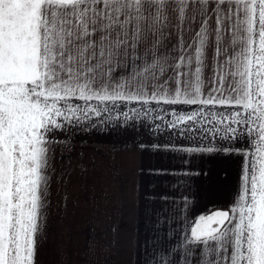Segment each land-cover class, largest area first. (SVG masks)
Masks as SVG:
<instances>
[{
  "label": "snow or ice",
  "instance_id": "1",
  "mask_svg": "<svg viewBox=\"0 0 264 264\" xmlns=\"http://www.w3.org/2000/svg\"><path fill=\"white\" fill-rule=\"evenodd\" d=\"M97 128H143L187 165L150 169L172 179L127 264H264V0H0V264H41L49 153ZM212 153L238 179L196 214L191 162Z\"/></svg>",
  "mask_w": 264,
  "mask_h": 264
},
{
  "label": "crops",
  "instance_id": "2",
  "mask_svg": "<svg viewBox=\"0 0 264 264\" xmlns=\"http://www.w3.org/2000/svg\"><path fill=\"white\" fill-rule=\"evenodd\" d=\"M126 65L128 61L124 59L113 64L117 79L121 73H131L132 68ZM58 135L61 138L64 136L63 133ZM154 139L143 128L139 131L131 128H97L75 134L72 142L67 145L58 144L49 153L50 164L55 167L50 205L53 203L54 206H63L68 202L74 204L78 200L81 208L73 211L86 212L90 206L88 212L94 211L111 217L120 212V206L131 209L127 210L131 214L134 210L138 212L142 209V219L138 220L143 223L145 237L149 230L145 209L150 206L145 197L149 193L167 190L165 184L172 179L150 169L187 167L171 154L156 152L147 146ZM137 141L146 146L140 148ZM238 166L236 158L222 153L203 154L193 158L191 167L198 169L200 173L192 181V195L195 199L193 213L198 214L209 205L223 204L229 199L238 179ZM61 174H64L63 180ZM110 219L115 222L118 220L117 217ZM102 247H96L94 253L87 252L82 247H71L73 264H102L105 259L108 264H120V247L114 246L108 256L102 254ZM60 252L61 247H40L39 254L43 256H38V259L41 264H60Z\"/></svg>",
  "mask_w": 264,
  "mask_h": 264
},
{
  "label": "rangeland",
  "instance_id": "3",
  "mask_svg": "<svg viewBox=\"0 0 264 264\" xmlns=\"http://www.w3.org/2000/svg\"><path fill=\"white\" fill-rule=\"evenodd\" d=\"M78 202V200L74 204L68 202L63 206H54L52 203L48 207L40 247H62L66 243L70 247L86 248L89 245L99 247L106 244L115 235L118 237V243L115 246L120 247V264H127L130 259L135 260L138 257L137 251L128 244V241L129 239L135 240L138 234L141 240L145 238L143 223L138 220L142 219V209L138 212L134 210L131 214L127 213V210L131 209L120 206V212L111 217L110 215L96 214L94 211L88 212L90 206L86 212L77 213L73 209L81 208ZM116 217L118 218L116 222L110 219ZM86 255L93 256L94 254ZM39 256H43V254H39Z\"/></svg>",
  "mask_w": 264,
  "mask_h": 264
}]
</instances>
